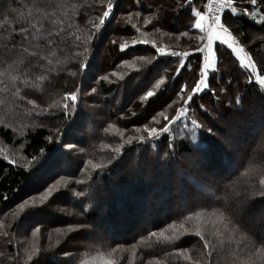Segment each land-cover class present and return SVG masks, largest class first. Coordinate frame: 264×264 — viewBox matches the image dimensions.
Listing matches in <instances>:
<instances>
[{
    "label": "trees",
    "instance_id": "16d2710c",
    "mask_svg": "<svg viewBox=\"0 0 264 264\" xmlns=\"http://www.w3.org/2000/svg\"><path fill=\"white\" fill-rule=\"evenodd\" d=\"M241 1L234 0V3L243 10L248 4ZM183 3L184 0H113L110 16L99 29H93L92 23L99 25L98 17L106 10L107 0H0V48L5 44L11 48L13 43L19 47L22 43L29 52L37 53V56L24 54L23 75L9 69L4 63L5 58L0 57V72L7 71L0 80L7 82L13 75H18V82L23 87L36 85L35 90L49 95V101L60 93L80 90L75 115L65 119L61 110L45 109L38 102L40 96L35 90L31 93L32 89L27 88L25 94L28 97L24 100L32 97L36 105L28 104V100L25 102L33 109L29 116H33L29 122L26 117H21L29 127L22 138H17L13 130L0 124V217L10 214L8 219L11 223L8 237L0 232V253H3L0 264H63L68 259H73L74 264H85L88 255H83L77 247L81 242L93 245V250L98 246L95 251H103L111 249V245L140 241L143 250L140 264H186L184 257L187 252L191 251L193 257L196 254L204 257L205 250L201 248L195 253L193 249H198L200 243H195L192 235L171 237L179 226L173 224L185 222L183 225L188 226L199 211H212L215 205L209 206V198L215 199L217 185L234 183L237 192H243L237 189L244 184L245 189L249 186L253 190L264 187L259 184L264 179V87L260 88L253 81L250 70L244 68L229 49L220 50L218 68L209 71L208 82L215 95L205 90L194 96V103L188 106V119L173 124L170 133L152 140L144 131L145 126H162L161 111L164 116L173 117L183 103L177 95L181 83L186 82L191 88L199 78L201 62L189 65L190 56L183 61L185 68H180L170 62L176 58L162 57L152 46L154 42L166 52L187 51L199 55L194 53V49L203 46V42L197 30L189 31L191 14L187 8L178 7ZM204 3L206 0H201L198 5L202 10H205ZM257 6L264 13V0H258ZM44 12L49 14V19H41ZM229 14H224L228 25L233 23L235 26H230V30L244 51L260 66L258 57L261 49L252 47L250 34L264 31V23L263 27L260 26L256 16ZM52 18L58 19L61 26L54 27ZM259 19L264 22V15ZM65 23L66 26L63 25ZM67 26L72 28L67 29ZM21 27L29 29L26 39L21 38ZM62 28L63 31H59ZM185 31L189 32L188 36L181 35ZM49 32H52L51 36ZM68 35L76 45L82 42L76 37H88L91 52L77 55L83 53L82 47L64 46L62 38ZM48 40L53 43L48 44ZM112 40L116 43L113 44ZM121 44L127 45L123 51ZM50 48L56 50L57 57L64 56L60 64L48 56L54 54ZM99 49L102 58L97 63L91 62ZM137 56L147 59L140 60ZM80 63L90 67L78 69ZM44 65H48L45 74ZM96 66L100 69L96 70ZM52 70L57 71L55 77L50 75ZM108 71L113 77H118L109 81L112 84L99 79ZM33 78L38 80L36 84L30 83ZM90 86L96 89L95 94H99L94 96L93 106L89 104ZM150 90L154 95L146 97ZM1 92L2 95L6 93L3 83H0V97ZM249 100L254 105H251L252 109L245 110L243 103L247 104ZM201 104L203 108L199 106ZM3 107L0 106V116ZM193 119L202 128L193 129ZM65 124H68L67 128L60 133ZM232 127L235 130L239 128L238 133L244 135L243 140L235 137L243 141V148L231 146L229 149L222 141L220 143L219 140L228 139L227 132ZM208 128L213 131L207 132ZM66 130L72 131L63 134ZM193 131L196 142L205 145L203 150L198 151L192 146ZM141 135L146 137L144 144L138 139ZM125 137L129 140L122 143ZM148 143H156L157 147L150 149ZM68 144L74 147H66ZM5 146L20 155L13 157L15 163L2 156L1 150ZM117 148L119 153L114 151ZM195 155L202 159L204 167L191 177L185 173L181 162H187ZM89 160L103 167L93 168ZM31 164L36 169L32 170ZM156 166L161 169L157 171ZM162 173H167L171 181L163 179ZM179 182L189 190L185 198L177 195ZM48 188L52 192L43 204L38 195V206L18 207L35 192L44 194ZM154 189H157V194L152 195ZM80 191L85 195L77 196ZM49 204L52 206L48 207ZM245 207L264 210V197L254 196L237 210L243 227L238 234L232 231L227 234L229 243L223 251H216L217 263L246 264V260L240 259L248 257L247 250L252 243L256 242L257 249L261 247L264 212L261 217L253 216V220L247 222ZM33 210L42 211L38 215H30ZM79 224L85 227H78ZM58 228L65 232L60 242L55 245L48 243L50 231ZM36 229L42 231L45 245L40 244L34 254L30 236ZM150 231L163 235H158L153 243L147 245L144 240ZM180 249L186 251L181 254ZM64 252L70 255L65 257ZM262 252L254 258V264H262L258 260ZM17 254L19 259H13ZM153 258H158V262L151 263L153 260L149 259ZM114 261L115 264H123L117 262L118 259Z\"/></svg>",
    "mask_w": 264,
    "mask_h": 264
},
{
    "label": "snow or ice",
    "instance_id": "6c2138e0",
    "mask_svg": "<svg viewBox=\"0 0 264 264\" xmlns=\"http://www.w3.org/2000/svg\"><path fill=\"white\" fill-rule=\"evenodd\" d=\"M201 3V0H184L183 4L178 5V7L181 8H187L190 15V27L189 31L191 30H197L199 32V39L203 42V46L197 47L194 49V53H199V55H193L192 53H189L187 51L185 52H166L164 48L157 47L155 43L153 42L152 46L156 48V51L163 57L167 56L170 58H176L174 62L179 65L180 68H185V65L183 61L191 56V59H188V64L191 65L195 62H201L202 67L198 68L199 72V78L195 82V86L189 88L186 82H182L178 91L177 95L180 97V100L183 102L182 106L175 112V115L173 117L164 116L163 112H160V115L163 117L164 123L160 128L156 127H147L145 126L144 131L147 133L148 138H151L152 140H156L158 137L161 136V134H168L170 133L171 127L173 124H176L177 122L187 120L188 119V106L191 103H194L193 97L197 96L200 93H203L205 90H208L209 92H212L213 95H215V90L212 89L209 85V71L216 70V61L218 54L222 48H226L231 50V53L234 54L241 62L244 68L251 69L253 72L257 71L255 66V61L251 59V55L249 53L244 52L243 46L239 44V41L237 40L236 36L233 35L232 31L230 30V27L228 25V18L225 17V9H230V14L234 15L237 12L236 6H234V0H206V3H204V9L202 10L198 7V5ZM252 5L257 4V0H251ZM114 5L113 0H107V8L103 11L102 15L98 17L99 19V25L92 23L93 29H99L100 25H103L105 23L106 18H108L112 12ZM243 12L245 14L248 13V9L244 8ZM31 15V14H29ZM139 15V13H137ZM49 14L47 12H44L41 19H49ZM39 23V22H38ZM36 26L33 25V28ZM40 27H43V24H40ZM15 32L16 30L13 29ZM59 31H63V29H60ZM19 33L22 34L21 38L26 39L27 34H29V29L27 27H21L19 29ZM52 35V32H49V36ZM57 36H59V32L56 33ZM92 35H95V33H92ZM181 35L188 36L189 32L185 31L182 32ZM79 37H76V40L79 41ZM113 44L116 43V40L111 41ZM48 44H52V40L47 41ZM135 43V41H134ZM143 43L147 44L148 41H143ZM76 47H82L83 53H77V55L86 54L89 51V48L87 46V42H80L76 45ZM127 47L126 44H121L120 49L123 51ZM15 53V55H13ZM27 53L30 56H37V53L35 51L29 52V49L25 47L22 43L19 47L15 43L12 44V47L10 48L8 44L3 45L2 48H0V57L5 58L4 63L8 64L9 69H14L18 74L23 75L24 74V65H25V58L24 54ZM241 53H244V55H241ZM137 59L145 60L147 59L144 56H137ZM247 58L248 62L247 64H244V60ZM46 59V58H45ZM49 64H51V60L47 61ZM125 63H128L127 60L124 61ZM90 65L85 63H80L78 65V69H85L89 68ZM165 71L167 69H164ZM7 74V71L0 72V76H4ZM75 75V73H73ZM43 78V77H41ZM99 79L107 80V76H101ZM162 79V77H161ZM18 80V75H13L9 82H5L3 80H0V83L5 84V87H8V83H11L13 87L16 86V81ZM25 83H27V80H25ZM258 83L260 85H264V77H258ZM16 91H19V88H16ZM79 89L77 88L75 91H69L64 94L62 97L61 102L57 105L58 109L63 112V118H69L75 115L74 109L77 107V104L79 102ZM92 92H95L96 89L93 87L91 89ZM154 95L153 91H147L146 97H152ZM21 99H24V97H21ZM28 104L36 105V101L34 100H28ZM237 104L240 103L239 100L236 101ZM201 108L204 107L203 104L199 105ZM155 119V117H153ZM191 124L193 126V129H199L202 128V125L198 124L195 119L191 120ZM213 130L211 128L207 129V132L211 133ZM139 141L141 144L146 143V137L141 135L139 138ZM192 146L196 150H203L205 148V145L203 143H198L196 133L193 131L192 135ZM255 143V141H254ZM148 148H156V143H148ZM169 148H173L172 144L167 145ZM68 148L74 147L72 144L66 145ZM117 153L120 152V149H114ZM165 156H167V153H165ZM246 159V157H245ZM89 164L92 165L93 168H101L102 165L93 164L91 160L88 161ZM260 185H264V179H261L259 181ZM52 192L51 188L47 189V192L40 195L39 200L40 203L43 204L44 201L47 199L48 195H50ZM77 196H84L85 193L83 191L77 192ZM251 196H259L264 197V187H261L259 189H254L251 193L248 189H245L243 192H237L234 183H224L222 186L217 185L216 187V197L215 199H210L209 206L215 205V207L212 208V215L217 218V221L224 226L225 234H228L232 231V229H241L243 227V222L238 216L237 210L240 209L244 204L248 202V200L251 198ZM59 199V197L57 198ZM31 200L35 202L36 196H32ZM56 201H53L55 203ZM28 203L27 200L20 203L18 207L20 209H24L25 205ZM52 205L49 204L48 207H51ZM203 206V205H199ZM39 211L42 210H33L30 212V215H38ZM199 215V213H197ZM190 219L191 217H186ZM69 227H72V225H69ZM78 227H85L83 224H79ZM37 231L39 229H36ZM220 229H217V232H219ZM196 237L199 238L198 242L202 244V248L205 250V255L208 258V264H212V256H213V247L210 243L209 239L206 238V234L202 231L197 229L193 233ZM156 231H150L149 236H156ZM163 235V233H161ZM165 239H170V237H165ZM259 244L261 247L259 249L256 248V242L254 241L251 245V247L247 250L248 260L246 264H254V258L258 255L259 252L264 251V239H261L259 241ZM181 254H183L186 249H180L179 250ZM0 255H3V253H0ZM63 255L65 257H68L70 254L68 252H64ZM185 259L191 261V264H201L200 261L192 260V257L185 256ZM13 259H19V254H17L16 257H13ZM28 259L31 260V255L28 256ZM63 264H74L73 259H68L63 262ZM262 264H264V261H262Z\"/></svg>",
    "mask_w": 264,
    "mask_h": 264
},
{
    "label": "rangeland",
    "instance_id": "374dc122",
    "mask_svg": "<svg viewBox=\"0 0 264 264\" xmlns=\"http://www.w3.org/2000/svg\"><path fill=\"white\" fill-rule=\"evenodd\" d=\"M241 1V0H240ZM258 1V0H257ZM242 3L248 4L247 6H244V8L248 9V13L245 14L243 12V10H241V8H239V6L235 5L237 8V12L236 16H249V17H257V22L260 26L263 25L264 22H261L259 19L260 15H264L263 10L256 5H252L251 4V0H242ZM206 11V9H205ZM230 12V11H229ZM233 15V16H234ZM174 16V15H173ZM52 23L54 27H59L61 26L58 19L56 18H52ZM64 23V22H63ZM67 23L63 24L64 26H66ZM231 26V28H235V26L233 25V23H229V27ZM264 26V25H263ZM262 26V27H263ZM71 26H67V29H71ZM63 29V28H62ZM251 38L253 39L252 42V47L253 48H257V49H261V53L260 56L258 57V60L260 62V66L257 65V63L255 62V66L257 71L253 72L251 69V77L253 78V81L256 82L260 88L264 87V85H260L258 83V77H264V31L258 32V33H251ZM80 39L82 40V42H87V46L89 48V44H90V39L88 37H86L85 35H83L82 37H80ZM63 41V45L66 47H75L76 46V41L73 40L69 35L65 36L62 38ZM70 43V45H67L66 43ZM240 44V43H239ZM241 45V44H240ZM53 51V48H50ZM83 49V48H82ZM89 51L91 52V50L89 49ZM54 54H48L49 57L54 58L57 62H55L56 64H60V62H62V60L64 59V56H60L57 57L56 56V50L54 49ZM89 52V53H90ZM99 52V53H98ZM98 52H95L94 58L91 60V62L93 61L94 63H97L99 61L100 58H102L101 56V50L99 49ZM177 52V51H176ZM245 53H247L246 51H244ZM241 55H244V53H241ZM112 57L113 54H112ZM237 58V57H236ZM107 59H109V55H107ZM238 59V58H237ZM252 59V58H251ZM253 60V59H252ZM238 61L240 62V60L238 59ZM254 61V60H253ZM248 60L247 58H245L244 60V64H247ZM241 63V62H240ZM216 68H218V57H217V61H216ZM96 70L100 69V66H96L95 67ZM44 74L47 72L48 70V65H44ZM213 71V70H210ZM44 74H42L41 76H43ZM49 74V71H48ZM57 74V71L53 70L50 72V75H52L53 77H55V75ZM102 76H107L108 79L106 80V82H108L109 84H112L109 81H114V78L116 80L117 75H115L114 77L112 75L109 74L108 72H104V74ZM40 77V76H39ZM44 77V76H43ZM10 80H7V82H9ZM37 83L38 80L36 78H33V81L30 80V83ZM16 83L18 85H16L15 87L12 86L11 83H8V87L6 88V93L5 95H2L3 93L1 92V97H0V106L4 105V107L2 108V113L0 116V120H2V122L0 121V124H2V126H6L8 129L13 130L15 136L17 138H22V135H24L25 133V129L29 128L28 125H26L25 120L29 122V119L33 116H29L30 114H32L31 107L29 105H27L25 102L26 100H28V98L26 100L21 99V97H28L25 94V91H27V88H31V93L36 89L34 87H36V85L30 86V87H23L22 83L18 82V80L16 81ZM19 88V91H16V88ZM93 87L90 86V91ZM85 89V88H83ZM34 92H36L39 96H40V100L38 102H40V104H42L44 106L45 109H49V108H56L55 110H58L57 105L61 102L62 97L64 96V94L66 92L60 93L56 98L54 97V99L52 101L47 100L49 98V95L42 93L40 90H35ZM40 92V94L38 93ZM97 93V91L95 92H90V97H89V104L92 105L94 104V100L95 97L94 96H98L99 94H95ZM28 94V93H27ZM251 98V97H249ZM5 99V100H4ZM30 100H33L34 98L29 97ZM117 99V98H116ZM249 103H243L245 106V110L247 109H252L251 105H254V103L252 102V100H249ZM50 105V106H49ZM28 106V107H25ZM93 106V105H92ZM35 111V110H34ZM21 117L24 119V117H26V119L23 121L21 120ZM237 117V116H236ZM241 118H244L243 116H239ZM94 119L97 120V117H93ZM87 121V120H86ZM85 123V121H84ZM83 123V124H84ZM68 124H65L63 126V129L60 130L61 131L65 130L67 128ZM67 131H72V130H66L63 132L64 133H68ZM75 131H79V130H75ZM115 133H118L117 131H113ZM240 132V129L237 128L236 130L232 127L231 129L228 130L227 132V138L228 139H222L219 140L220 143L222 141V143L225 146H229V149H231V146L233 147H242L243 148V141L237 140V139H244V135L238 133ZM237 134L236 136L234 135ZM231 136V137H230ZM230 137V140H229ZM235 137H238L237 139H235ZM131 139V138H130ZM129 140L128 137L123 138L122 143L127 142ZM237 140V141H235ZM121 143V144H122ZM235 149V148H234ZM20 150V149H19ZM1 154L2 156H4L5 158L10 159V161L13 163H15V160L13 157H20V155H18L16 152H12L10 147H3V149L1 150ZM237 155H235L236 157ZM16 159H20V158H16ZM21 160V159H20ZM136 164V161H135ZM181 166L183 167L185 173H187L188 175H190L191 177H193L195 175L196 171H201L204 167L203 163H202V159L201 158H197L196 155L194 157H191L187 160V162H181ZM29 167L32 168V170L36 169V166L34 167V165H30ZM156 170L159 171L161 168L159 166H156ZM144 171V169H143ZM136 172V171H135ZM134 174V173H133ZM160 176L167 179L168 182L171 181L170 176L167 175V173H162ZM168 176V178H167ZM130 177V174H129ZM180 177L183 179V175H180ZM163 182V181H162ZM166 182V181H165ZM178 183V182H177ZM181 182H179L178 186H177V195L181 196L182 198H185V196L187 194H189V190L186 186H181ZM245 184L243 186H241V189L238 188L237 190H242L244 191L245 189ZM182 187V190H181ZM249 192L251 193L253 188H251V186H249L248 188ZM41 192V191H40ZM39 192V193H40ZM43 192V191H42ZM38 192H35L32 196H36V200L35 202H33L31 200V197H28L27 200L28 203L25 206L28 207H32L30 205H39L40 203H38V195H42L39 194ZM157 194V189L152 190V195ZM254 196H252L251 198H253ZM245 213H247L245 215V217L247 218V222H250L253 220V216L255 217H261L263 215L264 210H260L258 208H256V210H254V208H244ZM199 215H195V217L193 219H191V222L188 224V226H184L183 223L185 222H179L176 224H173L172 226H176L179 225L175 228L174 232H172L171 237L177 236V235H192L194 237L195 243H199L198 240L199 238L196 237L193 233L199 229L202 230L205 234H206V238L209 239L210 243L212 244V247L214 249L213 251V256H212V264H223L220 261L217 263V260H215V255H216V251L220 250L223 251L226 247V244L229 243L228 239H227V234H225L224 231V226L221 225L218 221L217 218L215 216H213L211 213V209L209 210H202L198 212ZM10 214H7L5 216H1L0 217V232L3 233L5 235V237H8V232H9V228L8 226L11 224L10 220L8 219ZM259 219V218H258ZM259 222H257L258 224ZM217 229H220L219 232H217ZM261 231V235L264 236V230H260ZM232 232H236L238 234V230L237 229H232ZM64 230L62 228H58V229H53L50 231L51 236L48 237V243L50 244H58L60 242V238L63 236L64 234ZM158 235H161V233H157L156 236H149L147 238H145L144 243L149 245L151 243H153L156 239V237ZM2 235L0 234V237ZM15 237H19V236H15ZM31 241L30 243L34 246V248L32 247V251H34V254L37 251V247L41 244V245H45L44 244V237H43V233L41 230H36L35 232L32 233V235L30 236ZM142 241L137 242V243H128L127 245H111V249H105L103 251H95L97 249H99L98 246H95L94 250L91 249V247L93 245L91 244H87L81 242V244H77V247L80 248L79 251L83 254V255H88L87 260L85 261V264H115V260L118 259L117 262H121L123 264H140L142 262V254H143V250H141V245ZM113 248V249H112ZM144 248V246H143ZM202 248V244L200 243V245H198V249H193L195 251V253H197L200 249ZM91 252H93L91 254ZM204 252V251H203ZM218 252V251H217ZM18 253H20V248H18ZM91 254V255H90ZM205 254V252H204ZM191 256L193 255L191 251L186 253V256ZM192 260H196V261H200L201 264H208V258L205 255L204 257H199L197 254L195 255V257L191 256ZM121 258V259H119ZM149 260H153L151 263H157L159 260L158 258H153V259H149ZM240 260H248V257H244L241 258ZM258 260H260L261 262L264 261V252H262V256L258 257ZM216 261V262H215ZM116 262V263H117ZM257 262V260H256ZM186 264H191V261L187 260Z\"/></svg>",
    "mask_w": 264,
    "mask_h": 264
},
{
    "label": "built area",
    "instance_id": "2783aa9c",
    "mask_svg": "<svg viewBox=\"0 0 264 264\" xmlns=\"http://www.w3.org/2000/svg\"><path fill=\"white\" fill-rule=\"evenodd\" d=\"M229 11H230V9H225V13H226V12H229ZM225 13H224V14H225ZM167 52H171V51H167Z\"/></svg>",
    "mask_w": 264,
    "mask_h": 264
}]
</instances>
